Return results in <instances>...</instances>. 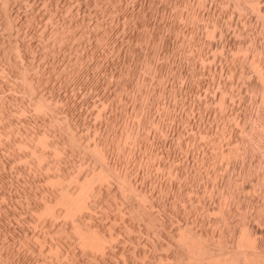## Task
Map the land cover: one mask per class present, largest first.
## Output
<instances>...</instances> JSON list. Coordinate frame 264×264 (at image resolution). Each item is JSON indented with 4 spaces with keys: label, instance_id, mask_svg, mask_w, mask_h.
Wrapping results in <instances>:
<instances>
[{
    "label": "rangeland",
    "instance_id": "374dc122",
    "mask_svg": "<svg viewBox=\"0 0 264 264\" xmlns=\"http://www.w3.org/2000/svg\"><path fill=\"white\" fill-rule=\"evenodd\" d=\"M26 1L0 27V264L264 263V0Z\"/></svg>",
    "mask_w": 264,
    "mask_h": 264
},
{
    "label": "bare ground",
    "instance_id": "6f19581e",
    "mask_svg": "<svg viewBox=\"0 0 264 264\" xmlns=\"http://www.w3.org/2000/svg\"><path fill=\"white\" fill-rule=\"evenodd\" d=\"M11 1H12V0H11ZM27 1H28V0H27ZM27 1H26V3H28ZM94 1H95V0H94ZM96 1H97V0H96ZM255 1H256V0H255ZM33 2H35V1H33ZM36 2H37V1H36ZM83 2H84V1H83ZM98 2H99V1H98ZM252 2H253V1H252ZM8 3H10V0H9V2H8V0H1V1H0V18H1V20H0V21H1V25H0V27H1V29H6V30L10 31V29H11L12 26H13V24L15 23V22L13 23V18L15 17V16H14L15 14H13L14 17H11V15H12V11H13V8H14L15 5H14L12 8H10V9H12V11H11V13H10L9 6H8V5H10V4H8ZM12 3H13V2H12ZM16 3H17V2H16ZM16 3H15V4H16ZM245 3H246V2H244V4H245ZM247 3H249V2H247ZM23 4H24V3H23ZM85 4H86V3H85ZM118 4H119V3H118ZM198 4H199V3H198ZM233 4H234V3H233ZM237 4H238V1H237ZM239 4H241V3L239 2ZM239 4H238V5H239ZM17 5H19V4H17ZM24 5H27V4H24ZM30 5L32 6V5H34V4H32V3L29 4V9H31V6H30ZM47 5H48V4H47ZM87 5H88V4H87ZM100 5H101V4H100ZM258 5H259V4H257V6H258ZM106 6H107V5H106ZM117 6H118V5H117ZM259 6L261 7V4H260ZM259 6H258V7H259ZM19 7H20V6H19ZM19 7H18V8H19ZM33 7H34V6H33ZM76 7H77V6H76ZM119 7H120V6H119ZM194 7H195V6H194ZM236 7H237V6H236ZM249 7H252V6L250 5ZM80 8H81V7H80ZM22 9H23V8H22ZM25 9H26V8H25ZM32 9H33V8H32ZM32 9H31V10H32ZM255 9H256V8H255ZM258 9H259V8H258ZM260 9H261V8H260ZM262 9H264V8H262ZM20 10H21V9H20ZM20 10H19V11H20ZM27 10H28V9H27ZM38 10H39V9H38ZM105 10H106V9H105ZM105 10H104V11H105ZM81 11H82V10H81ZM253 11H254V10H253ZM255 11H257V10H255ZM27 12H30V11H27ZM34 12H35V11L33 10V13H34ZM171 12H172V11H171ZM14 13H16V10H15V9H14ZM36 13H37V11H36ZM36 13H35L34 15H36ZM22 14H23V13H22ZM25 14H26V12H24V15H25ZM42 14H43V13H42ZM57 14H58V13H57ZM27 15H28V14H27ZM27 15H26V17H27ZM34 15H33V16H34ZM262 15H263V14H262ZM17 16H18V13H17ZM17 16H16V17H17ZM20 16H21V15H20ZM33 16H32V17H33ZM30 17H31V16H30ZM32 17H31V18H32ZM19 18H21V17H19ZM28 18H29V17H27V19H28ZM16 19H17V18H16ZM16 19H15L14 21H16ZM30 20H31V19H30ZM262 21H263V20H262ZM55 22H56V21H55ZM67 22H68V21H67ZM49 23H50V22H49ZM53 23H54V22H53ZM212 23H213V22H212ZM45 24H46V23H45ZM71 24H72V23H71ZM79 24H80V23H79ZM15 25H16V23H15ZM81 25H82V24H81ZM46 26H47V25H46ZM60 26H61V25H60ZM213 26H214V25H213ZM16 27H17V25H16ZM16 27H15V28H16ZM19 27H20V25H18V28H19ZM22 27H23V26H22ZM56 27H57V26H56ZM62 27H63V26H62ZM166 27H167V26H166ZM69 28H70V27H69ZM50 29H52V28H50ZM56 29H57V28H56ZM62 29H63V28H62ZM12 30H14V28H13ZM18 30H19V29H18ZM18 30H17V32H16L15 35H17V33L19 32ZM4 31H5V30H4ZM8 31H6V32H8ZM20 31H22V30H21V27H20ZM45 31H46V30H45ZM65 31H66V30H65ZM220 31H221V30H220ZM29 32H30V30H29ZM59 32H60V30H59ZM76 32H77V31H76ZM215 32H216V31H215ZM20 33H21V32H20ZM23 33H24V32H23ZM210 33H211V32H210ZM47 34H48V33H47ZM55 34H56V33H55ZM9 35H10V34H9ZM18 35H19V34H18ZM18 35H17V36H18ZM214 35H215V34H214ZM1 36H2V35H1ZM1 36H0V37H1ZM10 36H11V35H10ZM17 36H16V37H17ZM14 37H15V36H14ZM16 37H15V39H17ZM96 37H97V36H96ZM18 38H19V37H18ZM163 38H164V37H163ZM227 38H228V37H227ZM0 39H1V38H0ZM74 39H75V38H74ZM76 39H77V38H76ZM4 40H5V39H4ZM10 41H11V39H10ZM21 41H22V40H21ZM70 41H71V40H70ZM74 42H75V41H74ZM147 42H148V41H147ZM8 43H10V42L8 41ZM15 43H16V44L18 43V44H17V46H18L20 42L17 41V42H15ZM23 43H24V42H23ZM46 44H47V43H46ZM57 44H58V43H57ZM21 45H22V44H21ZM49 45H50V44H49ZM5 46H7V45L5 44ZM2 47H3L2 50L5 51L4 46H2ZM22 47H23V46H22ZM29 47H30V46H29ZM5 48H7V47H5ZM26 51H27V50H26ZM23 52L25 53L24 50H23L22 52H20V53H23ZM27 53H28V52H27ZM19 55H21V54H19ZM13 56H14V55H13ZM23 56H24V54H23ZM25 56H26V55H25ZM3 57H5V56H3ZM10 58H11V57H10ZM22 58L25 59L24 57H22ZM148 58H149V57H148ZM6 59H7V58H6ZM21 60H22V59H21ZM25 61H26V60H25ZM148 62H149V61H148ZM201 62H202V61H201ZM13 63H14V64H15V63H18V62H17V59H14V58H13ZM22 63H23V62H22ZM20 64H21V63H20ZM27 64H28V62H27ZM18 66H19V65L15 64V67H16V68L14 67V68H15V70H14L13 67H11V65H10V67H11L12 70H13L12 72H13V73H16L17 76H18V74H23L22 76L25 78V74H24L25 71H23V68H22L21 71H19ZM25 67H26V66H25ZM254 67H255V66H254ZM26 69H27V68H26ZM253 70H255V69H253ZM7 72H8V71H7ZM8 73H10V72H8ZM259 73H260V72H259ZM261 73H262V72H261ZM10 75H14V74L11 73ZM29 75H30V74H29ZM263 76H264V75H263ZM15 77H16V76H15ZM0 78H1V77H0ZM261 78H262V77H261ZM26 79H27V75H26ZM28 79H29V78H28ZM31 79H32V78H31ZM32 80H33V79H32ZM0 81H1V79H0ZM15 81H16V80H15ZM23 81H24V79H23ZM24 82L26 83V81H24ZM27 82H28V81H27ZM2 83H3V81H2ZM260 83H261V82H260ZM27 84H28V83H27ZM36 84H37V83H36ZM1 85H2V84H1ZM25 86H26V85H25ZM134 87H135V86H134ZM2 89H3V88H2ZM21 90H22V89H21ZM177 90H178V89H177ZM1 92H2V91H1ZM1 92H0V93H1ZM1 95H2V94H1ZM25 97H26V96H25ZM42 98H43V97H42ZM39 101H40V100H39ZM41 103H42V102H41ZM34 106H35V105H34ZM37 106H38V105H37ZM47 106H48V104H47ZM45 107H46V106H45ZM34 108H35V107H34ZM38 109H39V108H38ZM20 110H21V109H20ZM25 110H26V109H25ZM40 110H41V109H40ZM22 112H24V111H22ZM22 112H21V113H22ZM24 118H25V117H24ZM11 121H12V120H11ZM56 123H57V122H56ZM62 129H63V128H62ZM9 131H10V130H9ZM130 131H131V130H130ZM128 132H129V131H128ZM9 133H10V132H9ZM41 134H43V133H41ZM10 136H11V135H10ZM33 136H34V135H33ZM35 136H36V135H35ZM37 136H38V135H37ZM26 137H27V135H26ZM26 137H25V138H26ZM44 137H45V136H44ZM33 138H34V137H33ZM67 138H68V137H67ZM37 139H38V138H37ZM45 139H46V138H45ZM75 139H76V138H75ZM134 139H135V138H134ZM25 140H26V139H25ZM28 140H29V139H28ZM28 140H27V141H28ZM35 140H36V139H35ZM39 140H40V139H39ZM42 140H43V139H42ZM47 140H48V139H47ZM37 141H38V140H37ZM43 141H45V142L42 143V144H45V143H46V140H43ZM43 141H42V142H43ZM137 141H138V140H137ZM25 142H26V141H25ZM28 142H29V141H28ZM38 142H41V141H38ZM123 142H124V141H123ZM18 143H19V142H18ZM36 143H37V142H36ZM23 144H24V146H25V143H23ZM26 144H27V143H26ZM123 145H124V144H123ZM18 146H19V145H18ZM26 147H27V146H26ZM28 147H29V146H28ZM34 147H35V146H34ZM38 147H39V146H38ZM32 148H33V147H32ZM43 148H44V147H43ZM47 148H48V147H47ZM55 148H56V147H55ZM55 148H53V149H54V152H55L56 149H57V148H56V149H55ZM25 149H26V148H25ZM33 149H34V148H33ZM33 149H32V151H33ZM36 150H37V149H36ZM39 150H41V149H39ZM26 151H27V149H26ZM44 151H45V150H44ZM31 153H32V152H31ZM33 153H34V152H33ZM40 153H43V152H40ZM54 154H56V153H54ZM35 155H36V154H35ZM38 155H39V154H38ZM43 155H44V154H43ZM102 155H103V154H102ZM40 156H41V155H40ZM40 156H39V157H40ZM36 158H37V157H36ZM43 159H44V158H43ZM43 159H42V161H43ZM101 159H102V158H101ZM37 160H39V159L37 158ZM40 160H41V159H40ZM49 164H50V163H49ZM56 164H57V163H56ZM56 166H57V165H56ZM47 167H48V166H47ZM54 167H55V166H54ZM54 169H55V168H54ZM61 171H62V170H61ZM95 172H96V171H95ZM59 173H60V172H59ZM92 174H93V173H92ZM83 177H84V176H83ZM92 177H93V175H92ZM90 178H91V177H90ZM72 179H73V178H72ZM86 179H87V178H86ZM76 180H77V179H76ZM93 180H95V178H93ZM100 180H101V179H100ZM121 180H122V179H121ZM77 181H78V180H77ZM98 181H99V180H98ZM88 183H89V182H88ZM98 183H99V182H98ZM63 184H64V183H63ZM82 184H83V183L81 182L79 185H82ZM61 185H62V184H61ZM59 186H60V185H59ZM63 186H64V185H63ZM82 186H83V185H82ZM85 186H86V185H85ZM96 186H97V185H96ZM80 187H81V186H80ZM59 188H61V187H59ZM78 188H79V187H78ZM92 188H93V187H92ZM73 189H74V188H73ZM79 189H80V188H79ZM81 189H82V188H81ZM86 189H87V188H86ZM1 190H2V189H1ZM56 190H57V189H56ZM61 190H63V191H62L61 194L59 193V197H61L60 199H63V200H65L66 202L69 201V202H68V203H69L68 205L73 209V208H74V206H73V205H74L73 202L76 201V200L72 201L73 199H71L72 197H71V193H70L71 191H70L69 186H65V187H63ZM84 190H85V189H84ZM88 190H89V189H88ZM90 190H91V189H90ZM97 190H98V189H97ZM82 192H83V191H82ZM82 192H81V193H82ZM88 192H89V191H88ZM88 192H87V193H88ZM94 193H95V192H94ZM79 194H80V193H79ZM84 194H85V193H84ZM82 195H83V193H82ZM41 196H42V195H41ZM41 196H40V197H41ZM49 196H50V195H49ZM77 196H78V195H77ZM83 196H84V195H83ZM96 196H97V195H96ZM55 197H56V196H55ZM57 197H58V196H57ZM57 197H56L55 199H57ZM42 198H43V197H41V199H42ZM50 198H51V196H50ZM81 198H82V197H81ZM51 199H52V198H51ZM51 199L45 197V200H44V198H43V204H45V205H44V208H45V209H43V210H46L47 212H50V214H53V212H54L55 209H56L55 205H56V202H57V201L55 200V203H54V204H53V203L51 204V202H53V200L50 201ZM58 199H59V198H58ZM74 199H75V198H74ZM88 199H89V198H88ZM80 200H81V199H80ZM85 200H86V199H85ZM61 201H62V200H61ZM65 201H64V202H65ZM78 201H79V200H78ZM81 201H83V200H81ZM58 202L60 203L59 200H58ZM81 204H82V202H81ZM142 204H143V203H142ZM40 205H41V204H40ZM63 205H64V204H63ZM34 206H35V205H34ZM66 206H67V205H66ZM69 206H68V208H69ZM79 206H80V205H79ZM81 206H82V205H81ZM36 207H37V205H36ZM61 207H62V206H61ZM75 207H76V206H75ZM42 208H43V206H42ZM77 208L79 209V207H77ZM36 209H38V208H36ZM40 209H41V208H40ZM66 209H67V208H66ZM72 209H71V210H72ZM82 209H83V208H82ZM144 209H145V208H144ZM33 210H34V209H33ZM43 210H42V211H43ZM57 210H58V209H57ZM68 210H69V209H68ZM75 210H76V209H75ZM138 210H139V209H138ZM46 211H45V212H46ZM65 211H66V210H65ZM88 211H89V210H88ZM68 212H70V211H68ZM54 213H55V212H54ZM69 214H70V213H69ZM89 214H90V213H89ZM46 215H49V214L46 213ZM56 215H57V214H56ZM71 215H72V214H71ZM51 216L53 217V215H51ZM54 216H55V215H54ZM47 217H48V216H47ZM47 217H46V218H47ZM71 217H72V216H71ZM83 217H84V216H83ZM57 218H58V217H57ZM50 221H51V220H50ZM50 221H49V222H50ZM93 224H94V223H93ZM78 227H79V226H78ZM241 227H242V226H241ZM80 228H81V227H80ZM76 231H77V230H76ZM91 232H93V231H91ZM95 232H96V231H95ZM95 232H94V233H95ZM78 233H79V232H78ZM82 233H83V232H82ZM87 233H88V232H87ZM246 233H247V232H246ZM198 234H199V233H198ZM247 234H248V233H247ZM79 235H80V234H79ZM85 235H86V234H85ZM91 235H92V234H91ZM96 235H98V234H96ZM188 235H189V233H188ZM256 235H257V233H256ZM83 236H84V235H83ZM92 236H93V235H92ZM190 236H191V233H190ZM239 236H240V235H239ZM79 237H80V236H79ZM84 237H85V236H84ZM86 237H88V235H87ZM184 237H185V236H184ZM89 238H90V236H89ZM100 238H101V237H100ZM100 238H99V239H100ZM111 238H112V237H111ZM185 238H186V240H187L189 237H188V238L185 237ZM84 239H86V238H84ZM90 239H92V237H91ZM82 240H83V239H82ZM97 240H98V239H97ZM102 240H103V238H102L100 241H102ZM112 240H113V239H112ZM114 240H115V239H114ZM244 240H245V238H244ZM84 241H85V240H84ZM194 241H197V240L194 239ZM86 242H87V240H86ZM88 242H89V241H88ZM92 242H93V239H92ZM102 242H104V241H102ZM190 242H192V241H190ZM239 242H240V241H239ZM89 243H90V242H89ZM139 243H140V242H139ZM198 243H199V242H198ZM246 243H247V242H246ZM91 244H92V243H91ZM93 244H94V243H93ZM97 244H99L98 241H97L96 245H97ZM102 244H103V243H102ZM192 244H193V243H192ZM252 244H253V243H252ZM252 244H251V245H252ZM85 245H86V244H85ZM94 245H95V244H94ZM99 245L101 246V244H99ZM107 245H108V244H107ZM195 245H196V244H195ZM54 246H55V245H54ZM100 246H99V247H100ZM103 246H105V243H104V245L101 246V248H102ZM110 246H111V244H110ZM191 246H193V245H191ZM252 246H253V245H252ZM252 246H251V248H252ZM86 247H87V246H86ZM96 247H97V246H96ZM96 247H95V248H96ZM108 247H109V246H108ZM118 247H119V246H118ZM40 248H41V247H40ZM95 248H94V249H95ZM101 248H100V249H101ZM111 248H112V247H111ZM123 248H124V247H123ZM193 248H195V246H194ZM239 248H240V247H239ZM245 248H246V247H245ZM251 248H249V251H250ZM100 249H99V250H100ZM195 249H196V251L198 250L197 246H196ZM199 249H200V248H199ZM205 249H206V248H205ZM101 250L103 251L104 249H101ZM122 250H123V249H122ZM191 250H192V249H191ZM193 250H194V249H193ZM201 250H202V249L199 250V254H200V251H201ZM203 250H204V248H203ZM203 250H202V252H203ZM246 250H247V249H246ZM91 251H92V250H91ZM104 251H105V250H104ZM205 251H206V250H205ZM205 251L203 252V255H204V256H205V254L207 253V251H210V250H207L206 253H205ZM100 252H101V251H100ZM106 252H107V251H106ZM118 252H119V251H118ZM236 252H237V251H236ZM243 252H244V251H243ZM250 252H251V254H252V251H250ZM261 252H262V251H261ZM101 253H102V252H101ZM143 253H144V252H143ZM193 253H194V252L192 251V254H193ZM196 253H197V252H195V254H196ZM208 253H209V252H208ZM255 253H257V252H255ZM56 254H57V253H56ZM197 254H198V253H197ZM234 254H235V253H234ZM244 254H245V253H244ZM244 254H243V255H244ZM253 254H254V252H253ZM253 254H252V255H248V257H246V259L243 257V259H244V263H245V264H259V262L261 261V260L258 259V258H261V257H259L260 255H258L259 253H258V254H255V255H257V258H256V256L253 255ZM260 254H261V253H260ZM54 255H55V254H54ZM97 255H98V254H97ZM103 255H104V254H103ZM114 255H115V254H114ZM122 255H123V253L121 254V256H122ZM208 255H209V254H207V256H208ZM194 256H195V255H194ZM196 256H198V255H196ZM196 256H195V257H196ZM201 256H202V255H201ZM204 256H203V257H204ZM212 256H213V254H212ZM244 256H245V255H244ZM107 257H108V256H107ZM123 257H124V256H123ZM123 257H122V258H123ZM199 257H200V256H199ZM199 257H196V258H199ZM209 257H210V255H209ZM209 257H208V259H209ZM232 257H233V256H232ZM110 258H111V257H110ZM161 258H162V257H161ZM35 259H36V258H35ZM38 259H39V258H38ZM117 259H118V258H117ZM162 259H163V258H162ZM162 259H161V260H162ZM208 259H207V260H208ZM213 259H214V258H213ZM234 259H235V258H234ZM237 259H238V258H237ZM261 259H262V258H261ZM159 260H160V259H159ZM159 260H158V263L160 264V261H159ZM209 260H210V259H209ZM217 260H219V259H217ZM217 260H216V261H217ZM222 260H223V259H222ZM124 261H125V260H124ZM126 261H127V260H126ZM126 261H125V262H126ZM154 261H155V260H154ZM162 261H164V260H162ZM162 261H161V262H162ZM213 261H214V260H213ZM216 261H215V262H216ZM223 261H224V260H223ZM227 261H228V260H227ZM236 261H237V260H236ZM44 262H45V261H44ZM211 262H212V261H211ZM211 262H210V263H211ZM219 262H220V260H219ZM51 263H52V262H51ZM104 263H105V262H104ZM111 263H112V262H111ZM111 263H110V264H111ZM118 263H119V262H118ZM151 263H152V261H151ZM158 263H156V264H158ZM236 263H237V262H236ZM47 264H48V263H47ZM124 264H125V263H124ZM154 264H155V263H154ZM161 264H162V263H161ZM164 264H168V262L165 263V261H164ZM212 264H214V263H212ZM221 264H222V263H221ZM223 264H224V262H223ZM225 264H226V262H225ZM260 264H264V263L262 262V263H260Z\"/></svg>",
    "mask_w": 264,
    "mask_h": 264
}]
</instances>
